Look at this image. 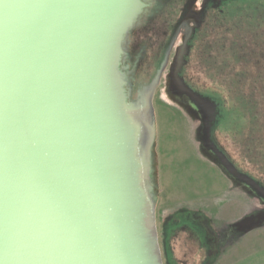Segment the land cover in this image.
<instances>
[{"label":"water","instance_id":"1","mask_svg":"<svg viewBox=\"0 0 264 264\" xmlns=\"http://www.w3.org/2000/svg\"><path fill=\"white\" fill-rule=\"evenodd\" d=\"M144 8L0 0V264H163L151 198L158 79L133 96L120 68Z\"/></svg>","mask_w":264,"mask_h":264},{"label":"flooded vegetation","instance_id":"2","mask_svg":"<svg viewBox=\"0 0 264 264\" xmlns=\"http://www.w3.org/2000/svg\"><path fill=\"white\" fill-rule=\"evenodd\" d=\"M142 1L145 8L120 63L133 96L157 77L155 93L162 86L193 125L190 142L199 156L225 178L230 191L258 203L222 226L212 222L217 214L208 215L202 206L182 205L164 213L158 243L165 263L191 264L193 256H203L207 264L215 243H234L249 227L264 225V200L226 176L209 152L213 147L222 153L239 175L264 192V0ZM240 30L246 37L240 38ZM209 37L215 40L214 55ZM245 69L246 76L239 73ZM240 87L246 95H240Z\"/></svg>","mask_w":264,"mask_h":264},{"label":"rangeland","instance_id":"3","mask_svg":"<svg viewBox=\"0 0 264 264\" xmlns=\"http://www.w3.org/2000/svg\"><path fill=\"white\" fill-rule=\"evenodd\" d=\"M243 20L245 22L248 19ZM239 36L246 37V32L240 30ZM207 41L211 43L214 55V37H209ZM254 69V77L257 79L258 70L256 67ZM239 73L246 76V69L239 70ZM243 84L246 85V81ZM239 92L240 95H246L247 90L240 87ZM152 106L156 140L151 167V198L155 205L159 242L164 213L174 211L182 205L194 208L202 206L208 215L210 211L216 213V216H212V222L221 226L232 223L252 207H257V202L230 191L225 178L199 156L190 142L193 125L187 124L183 111L165 95L162 86L156 91ZM227 144L226 148L232 153L230 143ZM159 247L162 251L161 243ZM202 258L203 256H193L191 264H202ZM162 261L166 264L164 259ZM207 264H264V225L248 231L234 243H215Z\"/></svg>","mask_w":264,"mask_h":264}]
</instances>
